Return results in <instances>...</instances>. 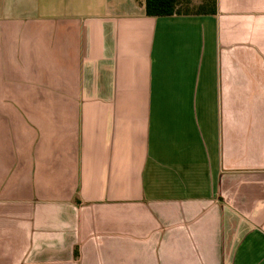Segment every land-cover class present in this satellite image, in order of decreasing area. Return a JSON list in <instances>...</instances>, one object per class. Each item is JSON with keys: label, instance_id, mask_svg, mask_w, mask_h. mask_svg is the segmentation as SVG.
<instances>
[{"label": "crops", "instance_id": "0c3cea01", "mask_svg": "<svg viewBox=\"0 0 264 264\" xmlns=\"http://www.w3.org/2000/svg\"><path fill=\"white\" fill-rule=\"evenodd\" d=\"M214 2L0 0V264H264V0Z\"/></svg>", "mask_w": 264, "mask_h": 264}, {"label": "trees", "instance_id": "16d2710c", "mask_svg": "<svg viewBox=\"0 0 264 264\" xmlns=\"http://www.w3.org/2000/svg\"><path fill=\"white\" fill-rule=\"evenodd\" d=\"M192 0H143L144 14L149 17H168L172 15H214V0H201L192 5Z\"/></svg>", "mask_w": 264, "mask_h": 264}]
</instances>
